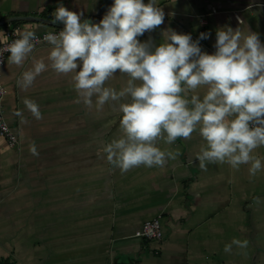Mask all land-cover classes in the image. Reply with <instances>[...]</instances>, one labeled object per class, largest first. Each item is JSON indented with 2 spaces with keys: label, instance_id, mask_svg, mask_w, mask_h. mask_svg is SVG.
Wrapping results in <instances>:
<instances>
[{
  "label": "crops",
  "instance_id": "obj_1",
  "mask_svg": "<svg viewBox=\"0 0 264 264\" xmlns=\"http://www.w3.org/2000/svg\"><path fill=\"white\" fill-rule=\"evenodd\" d=\"M157 3L164 22L138 37L141 42L151 39L158 46L168 29L193 41L208 33L199 44L213 54L216 31L227 26L256 32L264 44V0ZM60 4L99 23L113 0H0V42L7 27L36 34L53 29ZM50 47L35 46L22 67L8 58L0 67L5 117L20 139L10 147L0 134V264H264V168L255 177L248 165L237 170L209 164L202 170L196 153L203 141L193 133L171 145L158 142L161 150L179 153L163 167L121 174L103 153L104 144L121 135L118 103L99 110L95 103H76L71 76L50 68L26 91L17 85L33 58L48 63ZM115 76L110 85L119 89L127 77ZM25 98L39 104L41 120L27 111ZM32 142L39 156L31 154ZM253 154L264 164V146ZM155 217L161 218L163 237L137 236ZM233 238L247 239L248 247L225 253Z\"/></svg>",
  "mask_w": 264,
  "mask_h": 264
},
{
  "label": "clouds",
  "instance_id": "obj_2",
  "mask_svg": "<svg viewBox=\"0 0 264 264\" xmlns=\"http://www.w3.org/2000/svg\"><path fill=\"white\" fill-rule=\"evenodd\" d=\"M82 16L63 4L56 8L52 23L64 27L43 36L51 46L48 63L33 58L17 85L26 91L50 68L71 76L76 103L86 108L95 103L98 110L118 103L114 111L120 114L121 135L103 146L113 168L124 174L140 166L163 167L179 153L161 150L158 142L171 145L178 138L191 139L193 133L203 141L196 153L202 170L209 164L226 163L237 170L248 165L250 177H255L264 168L253 154L264 146V44L258 33L240 27L217 29L216 50L208 54L199 44L208 33L193 41L190 34L168 29L158 46L151 39H138L164 22L157 0H113L99 23ZM17 34L5 50L8 62L22 67L41 41L27 27ZM117 72L127 77L119 89L110 85ZM23 104L33 118H43L36 101L25 98ZM15 115L28 122L22 111ZM29 150L39 156L35 142ZM254 200L260 202L259 197ZM248 244L247 239L233 238L224 252Z\"/></svg>",
  "mask_w": 264,
  "mask_h": 264
},
{
  "label": "built area",
  "instance_id": "obj_3",
  "mask_svg": "<svg viewBox=\"0 0 264 264\" xmlns=\"http://www.w3.org/2000/svg\"><path fill=\"white\" fill-rule=\"evenodd\" d=\"M63 27L64 26H56L53 27V29L36 34L41 42L37 43L35 46L38 47L47 44V42L43 41V36L46 34V32L58 33L63 29ZM17 38H19V36L14 27H7L3 31L2 40L0 42V67L6 62L7 58L9 57V53L5 50L7 45ZM4 95L5 89L0 83V134L7 139L10 147H16L18 146L20 139L18 134L13 131L12 127L10 126L5 117V111L3 107ZM136 235L149 240L161 239L163 237L161 218L155 217L150 220H147Z\"/></svg>",
  "mask_w": 264,
  "mask_h": 264
},
{
  "label": "water",
  "instance_id": "obj_4",
  "mask_svg": "<svg viewBox=\"0 0 264 264\" xmlns=\"http://www.w3.org/2000/svg\"><path fill=\"white\" fill-rule=\"evenodd\" d=\"M28 18L30 19V17H28ZM36 19H38V18H36ZM51 24L54 25V26H60V27L64 26L62 23H58V22L57 23H52L51 22Z\"/></svg>",
  "mask_w": 264,
  "mask_h": 264
}]
</instances>
